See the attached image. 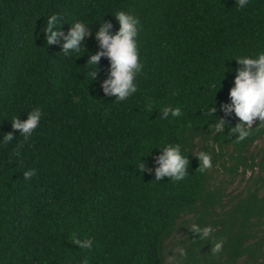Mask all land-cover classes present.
<instances>
[{
	"label": "trees",
	"instance_id": "1",
	"mask_svg": "<svg viewBox=\"0 0 264 264\" xmlns=\"http://www.w3.org/2000/svg\"><path fill=\"white\" fill-rule=\"evenodd\" d=\"M118 10L139 18L143 62L137 90L122 101L103 90L109 58L87 62L101 50L99 24L109 22L110 34L118 29ZM53 13L65 34L75 20L89 26L79 54L65 56L59 35L46 43L42 31ZM260 51L264 0L243 8L238 0H0V138L13 133L0 143V264H81L85 257L88 264H163L180 219V264L253 256L249 250L264 243V193L249 188L225 209V188L211 184L210 167L200 171L196 154L210 153L212 166L229 175L264 170V146L258 161L246 157L264 138V120L254 118L250 135L237 140L229 129L239 118L224 111L241 67L235 59ZM165 105L181 114L161 119ZM36 107L39 124L25 140L10 120ZM218 119L222 132L212 127ZM166 143L188 157L182 180L155 179ZM29 168L35 175L25 179ZM253 217L263 225L258 237ZM192 223L212 232L202 239ZM74 236L92 238V247L81 249ZM217 240L222 249L214 253Z\"/></svg>",
	"mask_w": 264,
	"mask_h": 264
},
{
	"label": "clouds",
	"instance_id": "2",
	"mask_svg": "<svg viewBox=\"0 0 264 264\" xmlns=\"http://www.w3.org/2000/svg\"><path fill=\"white\" fill-rule=\"evenodd\" d=\"M247 0H238L239 7H245ZM118 22V29L110 34L108 29L111 27L109 22L102 21L98 30L94 33L95 38L100 45V51L92 54L87 62L94 65L101 55H106L110 61L109 76L103 81V90L105 93L113 94L117 101L125 100L137 90L135 77L141 72L143 62L139 57L137 36L140 27L139 18L130 12L118 10L113 15ZM58 17L53 13L47 17L45 27L42 32L45 35L47 44L55 43L57 36L63 37L62 52L65 56L73 53L79 54L83 38L89 34V26L86 22L75 20L65 34L58 28ZM80 55H77V57ZM241 67L236 69L233 85L229 90L230 103L224 106V111L234 113L238 117L234 127L229 131L235 133L237 140H243L250 135L249 129L252 128L254 118L259 121L264 120V51L258 52L255 56L241 55L235 59ZM95 71L91 72V77ZM77 101L79 97H74ZM164 118L177 117L181 114L180 106L165 105L161 108ZM215 109H210L214 111ZM42 112L39 107L27 112L26 119L20 120L14 116L10 122L13 129H18L19 134H23L27 140L33 130L38 126ZM215 131H223L224 121L218 119L212 125ZM13 139L12 132H6L0 138V143H6ZM160 152L156 157L157 166L154 168L155 179L160 180L163 176L179 181L188 175V157L181 151L178 143H166L160 147ZM17 154L19 152L17 151ZM196 156L199 160V169L204 171L212 166L211 154L201 150ZM145 166L141 161L139 168ZM36 170L29 168L23 172L25 179L35 175ZM190 230L199 235L202 239L206 238L212 232V226L201 227L199 224L192 223ZM81 249H90L92 247V238L80 239L74 236L73 240ZM222 241L217 240L212 246V252H219L222 249ZM179 252L184 254V248L180 247ZM81 264H88L85 257Z\"/></svg>",
	"mask_w": 264,
	"mask_h": 264
},
{
	"label": "rangeland",
	"instance_id": "3",
	"mask_svg": "<svg viewBox=\"0 0 264 264\" xmlns=\"http://www.w3.org/2000/svg\"><path fill=\"white\" fill-rule=\"evenodd\" d=\"M264 146V138L257 140L250 148L246 157L250 160L253 158L258 161L261 156V149ZM211 174V184H221L225 188L227 196L224 199L225 209L230 208L238 199L246 196L249 188H259V196L264 193V170L259 167H255L253 171L249 170L245 174L241 173V168L236 175H229L223 170L219 163L209 168ZM233 200L230 201L231 198ZM236 197V198H235ZM191 216H186L184 219L189 220ZM254 225V233L258 237L261 235L263 225H261L260 218H252ZM185 225L183 219H180L175 225V231L170 238L166 240L164 249L163 264H180L178 261L179 248L185 238ZM256 237V239H258ZM256 239H252L249 242H254ZM253 252V256L250 253L240 257L234 264H264V243L259 246H254L250 250Z\"/></svg>",
	"mask_w": 264,
	"mask_h": 264
}]
</instances>
